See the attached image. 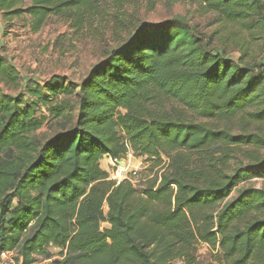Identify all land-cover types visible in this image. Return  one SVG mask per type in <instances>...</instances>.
<instances>
[{
  "label": "trees",
  "instance_id": "1",
  "mask_svg": "<svg viewBox=\"0 0 264 264\" xmlns=\"http://www.w3.org/2000/svg\"><path fill=\"white\" fill-rule=\"evenodd\" d=\"M175 1L246 31L239 56L177 22L144 25L81 84L55 77L28 79L16 94L0 89V253L17 250L19 264H34L55 246L62 258L53 264H173L203 242L227 264H264V188H238L264 177V158L226 172L237 150L264 148V63L251 52L256 41L264 51V0ZM97 2L0 0V14L29 17L33 31L53 15L80 27ZM23 80L0 56V84L17 91ZM170 100L245 128L189 120L166 108ZM47 124L61 131L38 140ZM129 152L159 171L137 183L110 179L101 161Z\"/></svg>",
  "mask_w": 264,
  "mask_h": 264
},
{
  "label": "rangeland",
  "instance_id": "2",
  "mask_svg": "<svg viewBox=\"0 0 264 264\" xmlns=\"http://www.w3.org/2000/svg\"><path fill=\"white\" fill-rule=\"evenodd\" d=\"M216 18L214 13H204L198 4L175 0H98L85 15L80 27H76L75 20L71 18L53 15L39 31L31 29V19L27 16L9 21L0 14V56L8 64L14 65L24 78L17 91L7 89L3 84H0V89L16 94L24 89L28 79L43 85L55 77L64 78L67 86L81 84L93 67L104 61L114 49L126 43L134 31L144 25L159 26L167 22H177L194 30L195 35L203 37V43L210 49L216 51L224 47L231 57L239 56L235 45L241 39L250 38L249 34L240 30L237 25L221 27ZM262 48V43L256 41L251 52L258 61L264 63ZM66 98L74 104L77 101L75 96ZM166 108L180 109L181 105L170 100L166 102ZM180 110L187 119L206 123L214 128L226 126L236 134L245 128L243 121L229 123L226 120H210L195 112ZM252 129L253 127H249V130ZM59 131L60 125L50 128L47 124L36 132L35 137L44 140ZM107 158L101 161V166L109 172L110 179L117 182L132 179L137 183L159 171V168L151 170L152 163L144 157L135 156L133 152L121 159L126 163L125 166L110 157ZM214 158L218 159L219 156ZM259 158H264V148L243 147L229 160L226 172L231 174L236 168L250 167L249 164L256 163ZM248 186L264 188V177H254L241 183L238 188ZM237 195L238 189L232 192L229 199ZM105 210L108 211L107 205ZM102 227L105 229L110 226L104 223ZM49 250L53 254L51 259L38 256L34 264H53L55 259L62 258L59 248L51 246ZM191 253L193 258L176 259L173 264H227L219 246L213 248L209 244L197 242ZM17 257L18 251H12L7 259L0 257V264H19Z\"/></svg>",
  "mask_w": 264,
  "mask_h": 264
},
{
  "label": "built area",
  "instance_id": "3",
  "mask_svg": "<svg viewBox=\"0 0 264 264\" xmlns=\"http://www.w3.org/2000/svg\"><path fill=\"white\" fill-rule=\"evenodd\" d=\"M117 162V160H115ZM116 162H113L114 165H117ZM119 182V181H118ZM12 254V251L11 252H2L0 253V257L2 259H7L8 256H10Z\"/></svg>",
  "mask_w": 264,
  "mask_h": 264
},
{
  "label": "water",
  "instance_id": "4",
  "mask_svg": "<svg viewBox=\"0 0 264 264\" xmlns=\"http://www.w3.org/2000/svg\"><path fill=\"white\" fill-rule=\"evenodd\" d=\"M117 163L120 164L121 166H125L126 165V163L121 161V160H117Z\"/></svg>",
  "mask_w": 264,
  "mask_h": 264
},
{
  "label": "crops",
  "instance_id": "5",
  "mask_svg": "<svg viewBox=\"0 0 264 264\" xmlns=\"http://www.w3.org/2000/svg\"><path fill=\"white\" fill-rule=\"evenodd\" d=\"M105 159H108L107 157H105Z\"/></svg>",
  "mask_w": 264,
  "mask_h": 264
}]
</instances>
